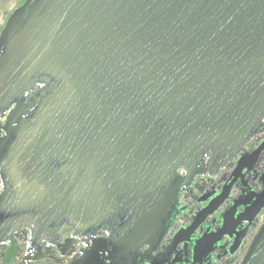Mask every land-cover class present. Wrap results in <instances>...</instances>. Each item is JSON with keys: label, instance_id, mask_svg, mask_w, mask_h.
<instances>
[{"label": "water", "instance_id": "95a60500", "mask_svg": "<svg viewBox=\"0 0 264 264\" xmlns=\"http://www.w3.org/2000/svg\"><path fill=\"white\" fill-rule=\"evenodd\" d=\"M2 119L0 245L26 229L84 239L83 264H264V139L245 149L264 127V0H24L0 32ZM231 162L191 212L196 177Z\"/></svg>", "mask_w": 264, "mask_h": 264}, {"label": "flooded vegetation", "instance_id": "af4514ba", "mask_svg": "<svg viewBox=\"0 0 264 264\" xmlns=\"http://www.w3.org/2000/svg\"><path fill=\"white\" fill-rule=\"evenodd\" d=\"M259 133V132H258ZM257 133V134H258ZM256 134V135H257ZM255 139L250 141L248 146L246 148L253 151L255 148ZM233 162L229 163L224 170H222L219 174V176L215 179L208 178L206 176L199 177L195 179V182L192 184V192L187 194V198L184 201L183 204L188 206V209L191 212L196 211L200 205L196 203L193 199H191V196L198 197L199 195L195 192V188H199V186H203L202 184H205L204 186V192H219L222 185L223 180L225 178H228L230 172L232 171ZM255 174L261 175L264 173V150L259 154L258 161L256 163V166L254 167ZM245 179L248 181V184L255 188V190H258V187L255 186L254 175H245ZM240 185V183H237ZM238 191L236 189L234 190L233 195H237ZM183 198V196H182ZM189 218H183L180 216L177 218L176 222L174 223L173 230H177L180 227L188 224ZM98 237H105V233H99L97 235ZM63 241L67 242L68 239H71L70 235L66 234L63 237ZM171 238V235H167L164 239V242L162 243V246L165 247L168 244L169 239ZM74 250H69L66 252V246L62 245H52L48 241H41L35 244L34 246L30 245L29 241V232L26 229H22L18 231L14 235V244L10 245L8 243L1 244L0 245V264L2 260L9 261L10 264H83L82 259L85 255L86 250H88V247L84 246L85 240L81 238H75L74 239ZM225 241V240H224ZM247 242V241H246ZM66 245V244H65ZM248 245V242L247 244ZM244 247L245 244H244ZM243 251L245 248L242 249ZM241 253V252H240ZM63 255V256H62ZM174 257V256H173ZM176 257V256H175ZM179 258L181 260V264L183 263V257L182 255H179ZM103 259V258H102ZM230 260H234V258H220L219 257V251L213 255L212 264H226ZM89 264V263H88ZM93 264H99V263H93ZM161 264V263H158Z\"/></svg>", "mask_w": 264, "mask_h": 264}, {"label": "rangeland", "instance_id": "374dc122", "mask_svg": "<svg viewBox=\"0 0 264 264\" xmlns=\"http://www.w3.org/2000/svg\"><path fill=\"white\" fill-rule=\"evenodd\" d=\"M24 2V0H0V32L7 20V18L9 17V15L12 13V11L19 7L22 3ZM2 123V122H0ZM203 186H199V188H203L204 186H206L205 184H202ZM262 217L259 218V221ZM247 242L245 243V246ZM244 251L241 252L240 254L236 255L234 258V260H230L228 263L226 264H236L240 261L242 255H243Z\"/></svg>", "mask_w": 264, "mask_h": 264}, {"label": "built area", "instance_id": "2783aa9c", "mask_svg": "<svg viewBox=\"0 0 264 264\" xmlns=\"http://www.w3.org/2000/svg\"><path fill=\"white\" fill-rule=\"evenodd\" d=\"M263 137H264V130L263 131H261V132H259L255 137H254V139H255V144L257 145V144H259L260 142H261V140L263 139ZM203 190H204V187L203 188H195V192L199 195V194H201L202 192H203ZM0 191H1V181H0Z\"/></svg>", "mask_w": 264, "mask_h": 264}]
</instances>
